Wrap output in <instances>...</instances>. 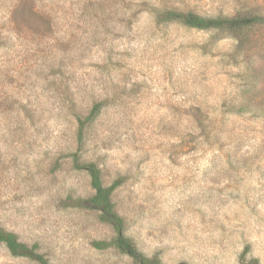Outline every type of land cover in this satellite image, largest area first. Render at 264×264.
Instances as JSON below:
<instances>
[{
    "label": "rangeland",
    "instance_id": "1",
    "mask_svg": "<svg viewBox=\"0 0 264 264\" xmlns=\"http://www.w3.org/2000/svg\"><path fill=\"white\" fill-rule=\"evenodd\" d=\"M0 0V227L50 264H136L71 154L94 162L126 235L163 264H264V24L198 30L153 11L264 17V0ZM39 14H32L33 8ZM13 21V22H11ZM7 31V32H5ZM5 32V33H4ZM100 115L78 144V118ZM0 264H39L0 245Z\"/></svg>",
    "mask_w": 264,
    "mask_h": 264
},
{
    "label": "trees",
    "instance_id": "2",
    "mask_svg": "<svg viewBox=\"0 0 264 264\" xmlns=\"http://www.w3.org/2000/svg\"><path fill=\"white\" fill-rule=\"evenodd\" d=\"M2 2L5 0H1ZM13 1L17 3L21 0L9 1L10 7L6 14L8 17H14L20 13L23 8L18 6L11 9ZM158 14L157 18L166 23L178 22L182 25L198 29V30H232L240 31L245 28H250L256 25L264 24V17L260 16H243L235 18H209L203 17L193 12H181L176 10L153 11ZM32 14L38 15L36 7L33 8ZM38 16H43L39 14ZM13 22V21H11ZM14 23V22H13ZM7 32V31H5ZM4 32V33H5ZM5 40L3 32L0 31V45ZM102 103H97L93 106L90 113L84 118H78V144L84 146V134L86 127L91 124L101 113ZM75 168L84 170L90 177L91 187L94 190V195L86 200L77 199L73 206L84 207L100 212V220L106 223L115 230L116 237L111 242L101 241L95 242L94 246L98 249H107L114 246L121 253L131 257L136 264H163L158 257H148L138 249L136 244L129 238L126 231V223L124 218L116 211L112 195L120 186V181H115L111 185L106 186L103 181L102 170L94 162H82L79 152L71 154ZM6 246L8 251L16 257H26L38 262L39 264H50L48 259L39 253L38 246H29L19 240L18 236L13 232H8L0 227V245ZM241 264H260L258 259L247 258L246 251L241 255Z\"/></svg>",
    "mask_w": 264,
    "mask_h": 264
}]
</instances>
